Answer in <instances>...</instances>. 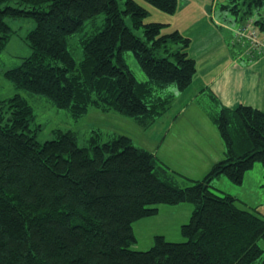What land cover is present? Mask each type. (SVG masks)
Returning a JSON list of instances; mask_svg holds the SVG:
<instances>
[{"label":"trees","instance_id":"trees-1","mask_svg":"<svg viewBox=\"0 0 264 264\" xmlns=\"http://www.w3.org/2000/svg\"><path fill=\"white\" fill-rule=\"evenodd\" d=\"M146 1L168 13L178 6V0ZM233 1L241 25L254 20L264 33V15L253 19L264 0ZM124 5L122 10L118 0H0V53L15 32L6 18L36 22L26 35L32 54L5 75L75 117L95 106L151 126L175 98L174 92L159 91L172 82L176 90L187 89L197 60L188 51L190 37L179 30L161 35L163 23H144L145 6L136 0ZM101 12L105 23L82 35L83 58L77 61L69 37ZM125 14L134 27H144V38L127 25ZM169 42L183 45L173 52ZM161 48L168 55H160ZM127 50L147 80L139 81L129 68ZM212 100L220 108L212 118L225 156L202 179L188 178V185L128 135L104 143L92 136L88 146H79L74 131L58 129L57 138L41 143L31 128L35 111L28 100L16 94L4 101L10 116L0 122V264H264V216L240 207L230 193L211 190L214 178L241 183L247 170L264 161V110L228 107L215 95ZM182 202L196 205L182 226L185 241L158 235L150 249L132 248L135 220L156 214L153 205Z\"/></svg>","mask_w":264,"mask_h":264},{"label":"rangeland","instance_id":"rangeland-1","mask_svg":"<svg viewBox=\"0 0 264 264\" xmlns=\"http://www.w3.org/2000/svg\"><path fill=\"white\" fill-rule=\"evenodd\" d=\"M149 10V15L144 19V23L160 22L164 25L161 29V35L169 34L174 30H179L185 36L195 37V41L201 39L202 34L199 33L202 26L211 24L212 27L218 28L214 21H219L221 24L232 28V34L242 24L240 21L241 14L235 13L232 10L233 0H178L177 10L174 13H168L153 6L146 0H136ZM242 0H239L241 2ZM120 8H125V0H118ZM12 5L17 6L15 2ZM227 5L229 7H225ZM241 7L244 5H240ZM253 19L264 15V5L256 10ZM217 13V15H215ZM216 16V17H215ZM127 25L134 31L135 34L144 38V27H134L129 14L124 15ZM106 20V13L101 12L94 17L85 19L81 29L70 35L68 40V48L74 55L77 61L83 58V48L81 45L82 35L101 29ZM6 21L15 30L9 39L7 45L0 53V122L5 124L10 116V108L7 101L9 98L20 94L28 100L35 111V120L31 124L33 133L39 142L44 143L47 140L57 138L56 130H72L76 133L79 146H88L89 139L95 136L99 143H104L112 140L118 135H128L132 138L133 144L136 147L145 148L154 152L156 156L169 169L178 173V180L182 185H188L187 180H199L204 176L197 172H185L184 165L186 164L182 148L185 145V140L176 141L175 138L183 136L185 131L178 132L181 127L173 128L168 137L163 141V135L166 133L165 121L175 118H180L182 124L185 119L199 120L195 127L187 126L196 133L197 130L219 133L217 123L212 118V115L217 116L220 108L216 106L214 101L209 98L208 94H196L198 85L185 94L180 93L179 86L176 82L170 83L164 89L159 91V94L166 96L175 94L168 111L157 119V122L149 127L141 126L134 118H130L114 110H103L92 106L87 112L79 117H75L68 109H60L46 96L30 93L9 79L5 73L8 69L14 68L21 64L23 58L32 54V48L26 39L28 32L35 27L36 22L31 17L6 18ZM208 22V23H207ZM254 22V20H253ZM252 22V23H253ZM254 24V23H253ZM208 33V32H207ZM207 33L205 35H207ZM264 36V33L262 34ZM239 45L242 46V38H236ZM234 42H232L233 44ZM246 44L250 46L249 42ZM183 44L181 42H169L168 46L171 51L178 50ZM238 47V52L241 50ZM158 53L160 55H168L167 51L161 48ZM124 57L129 68L134 72L139 81L148 79L147 74L139 65L134 53L131 50L124 52ZM173 58V55H170ZM247 59L243 58L240 63H247ZM190 100L193 105H190L186 111L184 105L189 104ZM214 113V114H213ZM1 116L2 119H1ZM204 122V125L201 124ZM171 122V121H170ZM200 122V123H199ZM168 125L166 129L169 127ZM185 128V129H187ZM165 130V131H164ZM161 145V150L159 147ZM159 150V153H158ZM162 152L166 155L162 158ZM221 157V159H223ZM166 161H165V160ZM220 159V160H221ZM207 174V173H206ZM181 175V176H180ZM182 175L185 176L182 177ZM211 190L219 195L230 193L238 198L237 204L240 207L257 211L264 216V161H257L254 166L245 172L241 183L232 182L227 176L221 175L211 181ZM158 208V212L154 215L146 216L137 219L133 222V231L136 241L132 244L135 250L145 251L150 249L155 244V237L162 235L168 241L182 242L187 238L183 234L182 226L189 222L191 215L196 207L192 202H182L179 204H157L153 205ZM261 247L264 248V239L259 241Z\"/></svg>","mask_w":264,"mask_h":264},{"label":"crops","instance_id":"crops-1","mask_svg":"<svg viewBox=\"0 0 264 264\" xmlns=\"http://www.w3.org/2000/svg\"><path fill=\"white\" fill-rule=\"evenodd\" d=\"M214 23L218 28L214 29L209 23L202 26L199 33L204 36L199 41H195L193 36H188L191 38L188 51L197 60V72L191 85L180 93L190 92L197 84L196 94H208L211 99L212 95H215L225 106L236 107L245 104L264 110V53L261 54L251 45H247L245 39H242V46L239 45L235 34H232V28L216 20ZM240 46L241 50L238 52ZM243 58L248 60L247 63H240ZM191 101L184 105L187 107L186 111L193 105ZM198 121L185 119V123L182 124L180 118L166 120L164 125L167 131L163 135L162 143L173 128L181 127L178 132L183 130L185 133L175 139L185 140V145L182 146L185 149L183 151L185 172L198 171L205 176L213 164L223 157L226 149L219 133L214 134L212 130L208 134L201 130L192 133V130L187 128L195 127ZM201 124L204 125V122L201 121ZM168 125L170 126L166 129ZM165 155L166 153L162 152L160 158Z\"/></svg>","mask_w":264,"mask_h":264},{"label":"built area","instance_id":"built-area-1","mask_svg":"<svg viewBox=\"0 0 264 264\" xmlns=\"http://www.w3.org/2000/svg\"><path fill=\"white\" fill-rule=\"evenodd\" d=\"M261 31L256 28L251 21L241 25L235 30V37L247 40L251 47L258 50L259 53H264V36Z\"/></svg>","mask_w":264,"mask_h":264}]
</instances>
